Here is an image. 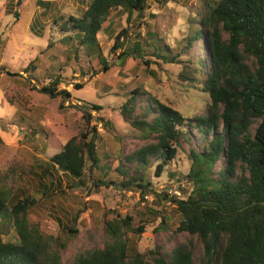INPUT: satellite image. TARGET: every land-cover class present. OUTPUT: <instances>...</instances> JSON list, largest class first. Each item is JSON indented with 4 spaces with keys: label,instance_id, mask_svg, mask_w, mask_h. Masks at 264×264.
Returning a JSON list of instances; mask_svg holds the SVG:
<instances>
[{
    "label": "trees",
    "instance_id": "1",
    "mask_svg": "<svg viewBox=\"0 0 264 264\" xmlns=\"http://www.w3.org/2000/svg\"><path fill=\"white\" fill-rule=\"evenodd\" d=\"M170 1L173 0H154L160 8ZM23 2L16 0L12 6L8 5L7 13L11 14L13 6ZM37 3L40 5L42 0ZM202 3L200 28L187 39L185 46L189 49L196 41L202 43V54L195 59L165 43L157 33L143 36L137 28L132 34L129 27L116 33L110 51L117 59H140L147 68L161 63L183 65L180 77L186 84L197 79L194 74L201 73L203 77L198 83L201 89H197L207 94L204 111L187 118L144 87H136L124 94L125 101L115 109L150 143L120 159L118 164L100 150L97 126L90 127L94 119L92 111L100 112L104 108L97 103L71 104L82 112L88 129L69 139L49 159L33 154L34 173L46 186L45 192L49 190V197L59 191L66 193V188L81 187L94 170L102 173V177L94 178L96 187L113 185L137 190L142 198L148 192L159 197L150 177L167 175L175 180L181 192L180 197L170 196L167 190L163 192V199L175 207L178 218L175 232L187 233L190 238L176 243L170 251L161 253L153 249L142 253L131 246L127 234L140 235L145 225L135 226L133 215L109 209L105 212L104 246L78 253L70 264H151L150 259L155 264H264V0H203ZM148 8L149 0H90L79 16L59 11L63 22L54 20L51 31L66 46L67 62L79 60V52L83 50L92 74L97 75L94 61L100 65V71L110 69L98 33L104 30L112 14L122 10L127 21L133 23ZM37 26L41 25L34 18L30 29L42 34L48 24L45 21L41 29ZM53 37L51 34L47 48L56 45ZM33 62L27 69L37 68ZM188 68L193 70V76ZM81 72L89 74V70ZM28 75L26 78L37 80ZM48 76L49 81L40 90L51 98L60 96L70 102L72 92L60 88L62 73ZM76 87L82 89L84 85L76 84ZM97 119L107 124L104 117ZM181 140L190 145L191 165L184 174L170 170L177 163ZM89 162L90 175L86 173ZM112 171L117 172V178L110 177ZM50 172L57 174L59 182L51 179ZM16 174L14 167L0 172V215L3 212L10 215L17 234L15 239L0 235V264H63L62 250L68 247L67 240L61 235L44 234L39 224L30 219L29 211L36 199L15 192L10 181ZM63 184L64 188L60 189ZM83 210L76 211L74 222ZM148 213L156 218L162 216L161 227L165 228L166 208L150 207ZM68 232L74 234L78 230L70 227ZM195 237L202 245L199 263L195 261Z\"/></svg>",
    "mask_w": 264,
    "mask_h": 264
},
{
    "label": "rangeland",
    "instance_id": "2",
    "mask_svg": "<svg viewBox=\"0 0 264 264\" xmlns=\"http://www.w3.org/2000/svg\"><path fill=\"white\" fill-rule=\"evenodd\" d=\"M15 2L16 0H0V172L14 167L17 174L10 181L11 187L16 193L36 199L29 211L30 219L39 224L44 234L55 237L61 235L67 240L68 247L62 250L63 264H70L78 253L104 246L107 239L105 212L109 209L123 215H133L135 226L145 225V231L140 235L132 232L127 234L131 246L142 253L153 249L163 253L170 251L176 243L187 241L190 238L187 233L175 232V221L178 218L174 205L163 199V192L166 190L170 196H181L178 184L167 175L150 177L152 188L158 192L159 197L148 192L142 198L137 190H123L113 185L96 187L94 178L102 177L99 170H94L93 176H87L86 183L81 187L66 188V193L59 191L49 197V190L45 192L46 186L34 173L33 154L49 159L69 139L88 129L82 112L71 104L97 103L104 108L100 112L92 111L94 119L90 127L97 126L101 138L98 140L100 150L118 164L120 159L150 143L115 109V106L125 101L124 94L136 87H144L164 103L179 109L187 118L204 111L207 94L197 89H201L198 84L203 77L201 73L194 74L197 79L186 84L180 77L183 65L161 63L147 68L140 59H117L110 51L116 33L129 27L132 34H135L137 28L143 36L157 33L165 43L172 44L174 49L188 52L189 58L195 59L202 54V43L196 41L189 49H185V46L187 39L200 28L203 0H173L164 8H160L154 0H149L150 8L133 23L127 21L124 11L114 12L104 30L98 33L110 69L108 72L100 71V65L93 60L99 71L97 75L92 74L91 65L83 50L79 52V60L67 62L66 46L61 45L56 33L51 31L54 20L63 22L59 18V11L79 16L90 0H42L40 5L37 0H24L20 6H13L11 14L7 13V6H12ZM34 18L41 25L37 26L38 29L47 21L48 26L42 34L31 31L30 24ZM51 34H54L56 45L47 48ZM32 61L37 68L27 69ZM63 64L62 70H59ZM82 69L89 70V74H83ZM188 70L193 76V70ZM8 72L22 76H11ZM53 73H62L60 88L72 92L70 102L60 96L51 98L40 90L49 81L48 75ZM28 74L37 80L26 78ZM76 84H83L84 87L77 89ZM60 104H64V107L61 108ZM101 116L107 124L99 122L97 118ZM35 129L38 131L33 133ZM178 144L177 163L170 170H180L184 174L191 165L188 159L190 145L185 140ZM89 165L90 162L86 169L88 175ZM50 174L54 182H59L55 172ZM58 175L62 177L63 174L59 171ZM178 175L181 176L179 173ZM115 176H118L117 172L112 171L110 177L117 178ZM59 188L63 189L64 184ZM150 207L167 209L165 228L161 227L162 216L156 218L149 215ZM82 208L84 210L74 222L72 217ZM70 227H75L78 232L69 233ZM0 235L6 239L17 238L13 220L7 212L0 215ZM194 239L195 261L199 263L202 245L196 237ZM150 262L155 264L152 259Z\"/></svg>",
    "mask_w": 264,
    "mask_h": 264
}]
</instances>
